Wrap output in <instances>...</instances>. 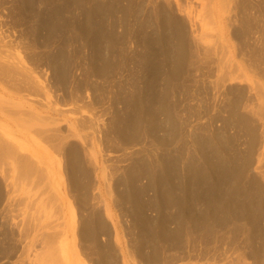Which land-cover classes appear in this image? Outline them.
<instances>
[{"label":"bare ground","instance_id":"obj_1","mask_svg":"<svg viewBox=\"0 0 264 264\" xmlns=\"http://www.w3.org/2000/svg\"><path fill=\"white\" fill-rule=\"evenodd\" d=\"M53 1L48 0L47 4ZM63 1L68 8L56 9L48 20L43 19L44 14L35 6L34 0H21L19 5L24 16L30 13L35 20L36 28L30 30L29 34L39 47L46 48L58 36L63 38L64 43L58 45L53 56L48 57L60 82L66 81L68 67L78 66L79 60L82 63L87 61L93 68V77L107 78L121 64L124 56L121 46L129 39L135 41L132 60L142 68V75L133 79V91H125L126 83L123 80H112L117 83L119 90L113 95L115 119L109 130L120 141L124 148L122 151L126 150L122 161L126 165H115L114 160L109 169V160H101L97 152L86 159L84 144L79 141L83 138L76 130L77 125L85 127V119L67 120L66 132L53 117H49L46 125L53 123L52 128L41 126L33 129L37 136L40 135V140L32 137L31 133L22 132L24 126L32 131L33 121L32 126H29L24 120L17 119L20 128L17 134L10 133V126L4 121L0 126V136H4L8 142L0 138V177L10 191L6 193L0 190V202L5 200L8 204L10 202L11 207L16 204L18 209V206L23 207L17 209L20 211L17 216L22 217L19 232L18 218L15 219L16 216L11 214L16 224L11 221L10 235H6V239L10 240L9 246L0 251L4 253V258L14 255L9 264H86L83 258L88 257L86 248L89 245L92 248L89 249L97 256L93 264H121L120 261L128 264L130 259L133 264H206L208 258L205 260L201 257L205 260L202 263L199 257L208 252H203L207 246L197 252L199 245L210 240L208 238L214 232L230 226L231 232L236 234L245 228L241 230L240 222H245L250 224L246 232L249 236V240L246 239L248 252L245 255L242 249V253L239 249L237 253L235 250V259L225 264H263L264 228L259 227V222L261 224L264 211L260 197L256 207H253V202L258 198L257 193L264 194V191L259 190L258 178L249 175V172L252 168L254 171L263 169L264 134L259 143L258 137L249 141L246 151L241 153L236 150L235 138L226 134L228 130L222 133L224 129L234 127L236 121L246 120V123L248 120L244 117L247 112L243 111H248L250 105L244 103L240 96L243 90L230 99L236 90L234 86L226 89L229 101L225 108L227 106L231 118L229 114L228 119L221 117L224 120L220 124L223 128L220 126L219 130L215 128L211 132L210 122L203 123L202 108L200 113H203V118L199 109L190 105L182 110L183 100L201 91L195 92L186 85L189 65H193L196 60L195 65L199 66L202 60L200 55L209 52L200 44L199 40L204 41V35L199 32L200 26L196 25L192 16L185 14L186 4L182 0H148L150 6L146 8L144 3L136 5L134 0H90V5L87 0ZM217 1L225 5V12H239L245 29L232 30V39L237 42V58L240 59L236 61L223 30L217 28L215 48L216 51L223 50L214 61L213 73L217 80L250 82V73L256 74L257 71L248 68L244 60L243 56L249 51L244 38L250 37V30L254 26L252 17L257 18L253 11L260 12L259 3L241 0L242 7L236 4L232 6L235 0ZM71 7L74 14L66 21L63 12L67 16ZM219 8L216 7L217 11ZM222 21L220 16L219 27ZM231 23L229 20V28ZM40 30L46 31L41 42L37 39ZM71 43L77 45L67 48ZM70 49L75 50L72 52ZM19 64L10 63L9 58H0V82L16 86L18 80L24 86L27 84L28 90L36 85V89L41 91L44 84L37 79L31 88L28 83L33 78L29 73L26 74L27 68ZM26 79L30 82L27 80L28 83H25ZM59 85L66 87L64 83ZM20 87L22 85L17 89L20 90ZM250 89H256L254 84H250ZM258 89L264 90V87L259 84ZM2 108L0 106V111ZM212 109L214 112L215 105ZM221 109L214 114L220 116ZM189 119L194 120L190 122ZM144 135L151 137V145L141 143ZM105 138L109 141L108 131ZM41 140L58 155H68L69 158H65L66 169H62V161ZM94 144L92 142L93 147ZM259 144L262 148L257 153ZM127 149L133 151L129 153ZM63 184L66 191L61 190ZM0 187L3 188V185ZM124 217L126 222L130 220L127 227ZM124 229L133 232L127 236L133 238L135 234L133 246H120ZM251 237H261L258 251L253 250L255 246ZM201 238L204 242H200ZM75 243H79V247ZM14 247L19 250L16 260ZM188 248L193 251H186ZM118 253L122 255L123 261ZM247 259L254 261L247 263ZM214 261L215 258L211 262Z\"/></svg>","mask_w":264,"mask_h":264},{"label":"rangeland","instance_id":"obj_2","mask_svg":"<svg viewBox=\"0 0 264 264\" xmlns=\"http://www.w3.org/2000/svg\"><path fill=\"white\" fill-rule=\"evenodd\" d=\"M47 1L48 0H34L36 4L35 6L44 14L43 19L45 20L46 18L48 20L51 13L54 12L56 9H59L62 7L64 8L66 5V3L63 0H54L52 4H49V5L47 4L48 3ZM186 1L187 2L185 3V1L182 0V2L186 4L187 13L185 14L192 16L193 17L192 19L196 21V25L200 26L199 32H201V35H204L203 37L204 41L199 40L200 44L205 49H208L209 52L205 54L204 56L202 54L200 55V58L202 60L200 61L199 66H197V64L195 65L196 60L193 61L194 62L193 65H189V71H188L189 80L187 81L186 85H188L189 89L195 92H197L198 90H201L200 91L201 93L200 92L195 93V94L193 93L194 95L189 96V98H187L186 100L182 99L183 103L185 101V103L182 104L183 105L182 110L185 107H187V105L188 106L190 105L189 107L192 106L195 109H199V113L202 112L203 110L204 115L203 113L202 114L200 113L201 117L202 115L204 116V118L202 117L203 123L207 124L209 121L210 122L209 124L212 125V128H210L211 132H213L214 131L213 129L215 128H216L215 130H219L221 127L223 128V125H220V124H223V121L229 118L228 114L230 115V118H231V114H230V111H228L227 106L225 108V104L229 101V97H227L228 95L226 96V89L230 86L236 87L235 93H233L234 95L231 94L230 99H232V96L234 97L235 95L240 94L243 90L240 96L241 98H243L244 103L246 102L250 105L248 111H243L244 113L247 112L245 113L246 116L244 115V117H246L245 119H248V120L246 123H244V121L246 120L244 121L239 120L238 123H236L237 122L236 121L234 124V127L231 126L228 129H224L222 133L228 130L227 131L228 133L226 134L230 135V137H233L236 140L235 142L236 150L241 153H244L247 149L246 147L249 141H251L253 138L258 137V143H259V141L262 140L261 135L264 134V127L262 128L264 124V90L258 89L259 84L264 87V0H252L253 3H259L260 12L253 11L254 15L257 16V18L252 17V22L254 23V26L250 30V34H249L250 37L246 36V38H244L246 39L248 46H249L248 53H246L243 56L244 60L247 61L248 68H251L252 70L254 69L257 71L256 74L250 73V78H251L250 82L241 81V80H234V81L233 80L232 81L217 80V77L213 73V69L215 70L214 61L216 62V57L220 56L222 54L221 51L223 50V49H219L216 51V48H215L217 44V42H215L216 34H218L217 28L218 30L219 29L223 30L224 36L227 38V44L231 47V50L233 51L236 57V61H240V59L237 58V42L236 40L232 39L233 29H237V30L245 29L244 24L242 23V19L240 18V15H239L240 13L239 12L233 13L232 11L231 13L225 12V5L223 3L219 4L217 0H209L207 2H203L202 0L201 1L186 0ZM20 2L21 0H0V58L6 59V60L9 58L10 63H13V64L20 63L22 64L21 66H23V68L25 66V68H27V70L25 71L26 74L29 73L33 78L32 80L30 78V80L32 81L31 83H28V81L30 82V80L28 79H26V81L28 80L27 82L25 81V83L30 84V87L33 84H36L34 81H36L37 79L39 83L41 81L42 85L43 84L44 85L40 91V89H36L37 88L36 85L32 86L34 89L31 87L32 90H28L29 86L27 84L24 86V83H21L18 80H17L16 86L12 85V83L0 82V106L3 107L0 111V126L4 124V121H6L5 123H7L10 126L9 127L10 133L13 132L17 134L18 131H20V128L17 126V124H19L16 122L17 119L24 120V122H27L29 124V126H32L31 121H33L34 126H32L31 128L32 131L31 130L29 131L24 126V128H22V132L31 133L30 135L32 137H35L40 140L41 138L40 135L37 136L36 131H33V129L40 128L41 126H44L45 128H52L54 125L53 123H51L52 125H46V122L50 120L49 117H53L61 128H63L64 130L66 129L65 130L66 132H68L67 131V126H68L67 120L74 121L77 118H79V120L85 119L84 120L85 127L81 128L77 125L76 130L79 132L80 136H82L83 138V139H80L79 141L82 144H84L86 159H87V156L93 157L94 153L97 152V155H99L98 157L101 158V160L106 159L107 161L108 160L110 161V159H113L112 161H110V163L108 161L107 166L111 164V162L113 163L114 160L115 162L113 164L116 163L115 165L125 166L126 163H123L122 161H123V154L126 152V150H124V152L122 151L124 148L122 149V145L120 141L116 139L114 132L112 130H109L110 129L109 127H111V123L115 119L114 112H113L114 111L113 107L115 106L113 103V95L114 93L115 94L117 93V90H119L117 83L115 82L113 83V81H116L118 79L123 80L126 83V86H124L125 91L130 93L134 89L133 79L142 75V68H140L139 66H136L132 60L133 53L135 51L134 48H136L135 41L129 39L127 40V43L125 45L121 46L122 48L121 51H123V55H124L122 57L123 59H121V64L119 67H116L111 73V75L105 79H102L101 77L99 78L93 77L94 76L92 72L93 68L87 64V61L82 63L81 60H79L80 64L78 63V66H74V65H72L71 67L69 66L68 71H67L68 74L67 72L65 73L67 79L65 82H63L66 85V87L64 88L59 85L60 83L61 84L63 83L60 82L56 74L53 72L52 66L49 64L50 61L48 59L49 55L53 56L56 53L58 45L60 44L62 45V43H64L63 38L58 36L53 42H50V44L46 48L39 47V45H37L34 38L29 34L30 30H35L36 28V26L34 25L35 20L32 17V15H30V13L24 16V14L20 11V8H19ZM134 2H136V5H140L144 3L146 8L150 6V4L148 3V0H134ZM87 3L88 5H90V0H87ZM235 4L243 7V3L241 0H235L234 4L232 3V6L233 5L235 6ZM217 6L220 7L218 11L216 9ZM240 6H238V8ZM69 12L70 13L67 16L63 12V16L66 19V21H69L71 19V15L74 14V9L71 7ZM143 13H146V12H143ZM220 16H222L223 21H222L221 26L219 27L218 24H219ZM230 16H231V19H230ZM229 20L232 22L230 24L231 28H229V24H228ZM131 22L134 23V20L132 19ZM40 32L41 34L37 37V39L38 41L41 42L42 36L45 35L46 31L40 30ZM69 35L72 36L73 34H69ZM217 40L219 41L218 43H220L219 38H217ZM76 45L77 44L71 43L67 45V48H71ZM72 50H75V49H72ZM77 56H79V54ZM47 59L48 61H46ZM251 83L254 84V86L256 87L255 90L250 89ZM20 85H22V87H20V90H18L17 88H19ZM23 87L25 88L23 89ZM244 93H245V97H244ZM214 105L216 109L213 112V109L212 110L210 109L212 107L214 108ZM205 106H208V107H205ZM4 108L6 111L4 110ZM201 108L202 110H200ZM220 108L222 109L225 108V109L224 110L221 109L220 116L215 115L214 113L216 111H219ZM206 109H208V111ZM223 112H225L227 115L225 114L226 115L225 116ZM211 114H213V116L211 117L212 119L210 118ZM221 117H223V119L225 117L227 118L223 120L221 119ZM204 119L207 121H205ZM216 119L218 120V122L220 121L221 122L218 123ZM193 120L194 119H189L190 122H193ZM148 121L149 119L147 118V122ZM212 121H214V123ZM242 122L243 124H241ZM211 123H213L214 125ZM242 126H245V128L243 129ZM255 128H257L258 131ZM107 131H108L109 141L108 139L105 138V133ZM1 136L0 138L3 141L5 140L6 142L7 139L4 136L3 137ZM149 138L151 137L148 135H144L141 143L143 142L142 144L146 143L147 145L149 144L151 145L150 143L151 140ZM92 142L95 143L94 147L92 146ZM48 146L53 151L54 155L57 158H59L60 161H62L61 164L62 165L64 164L63 166L61 165L62 169H66L65 161L66 159L69 158L68 155L66 157L62 156L63 153L58 155L50 145ZM261 146H262L261 144L257 146V151H258L257 153L260 152L262 148ZM81 149L83 152L82 147ZM133 150H135V148H133ZM133 150L127 149V152L130 153ZM59 156L61 158L63 157V159L61 160ZM112 166L113 165L111 164L110 166H108V168L110 167L109 169H111ZM262 168H263L261 169L262 172L261 170L254 171L255 169L252 168L250 171L251 173L249 172V175L252 174L251 176H255L256 179L258 178L260 183H262L260 184L258 182V186L260 185L259 190L260 191L262 190L263 192L264 191V177L262 176L264 175V163H263ZM0 179H1L0 186L3 185V188L0 187V190L2 189V192L9 193L8 191L10 190L9 188L8 189L6 188L5 182H3L2 177H0ZM64 179H67V177H64ZM64 188H65V185L63 184L61 190L64 191L65 190ZM261 194L263 195V197H261L262 196ZM257 196L258 198L255 201L253 200L254 201L253 207H256L255 206V204L257 203L256 201H258L260 197L259 201H262V206H263L262 212H263L264 211V204H263L264 194L261 192H258ZM4 201L5 200H3V202H0V205L1 204L3 205V206L1 205L2 208H0V212H1L0 214L5 215V212H7V214L6 216L0 215V235H1L0 236V251L2 249L6 250L9 246L10 240L6 239V235L7 236L10 235V228L12 226L11 221H14L16 224L15 219L18 218L19 220L17 219V225H20V226H21L20 222L22 221V217L17 216V215H20V211L18 210L22 206H18L19 207L18 209L17 204L14 205L16 210L18 209L17 211H15V208L10 206V202L8 204L7 201H6L7 203ZM6 204H8V208ZM3 207L4 208L6 207L7 210H4ZM9 208L11 209L9 210ZM12 208H14V210ZM2 209L5 211L4 213H2L3 211ZM8 210L10 211V214ZM254 210L256 211L257 209L254 208ZM12 211H15V212L13 213ZM11 214L12 215L14 214L16 216L15 219L13 218L14 216H12ZM151 214L153 215V213ZM8 216L10 217L8 218ZM123 220L125 223V227L129 226L128 222L130 220L129 221L127 220L126 222L125 217L123 218ZM240 223L241 225H239V227L242 226L241 230L245 227L242 231L239 232L238 230V232L234 234L231 232L232 226H230L227 229L225 228L224 230H221V231L216 229L218 230L216 231L217 233L214 232L213 235H211L210 238H208L210 240H208L207 242L205 241V243H201L199 245L200 247L197 248L196 250L197 252L203 251L202 249L205 246L207 247L204 248L203 252H206V251L209 252L211 250V252L209 253L207 252L209 255L207 253L206 254L204 253L206 257L204 255L199 257L200 260H202V263H205L204 261L207 258L208 260H206V264H217L220 262V260L221 262L219 264H223V263L225 264L226 261L227 263L228 261L230 263L236 257V254L233 255L234 251L236 250L235 252L237 253L239 252L237 251L238 249L240 250V253L243 252V254L245 255L247 254L248 252L247 244L248 243H246V241L249 240V236L248 234H246V232L250 229V224H247V223L245 224V222H240ZM245 225H247V227ZM20 226H17V232H19L20 228H22V226L21 227ZM259 227L261 229L264 228V215L261 218V224L259 222ZM124 230L125 231L122 232V235L120 236L121 237L120 246L121 244L131 245L132 242H134L133 240L135 239L134 238L135 234L133 238L130 235L129 237L127 236V234L128 233L131 234L132 230L131 231L128 229H124ZM233 236L235 237V239H233L234 238ZM128 238L129 240L131 239L130 240L131 242L128 240ZM259 238L261 237L252 238L253 246H255V249L253 250L255 251H258L261 247V239ZM202 240L203 239L201 238L200 242H204ZM78 245L79 243L76 244V247ZM85 245H87V243ZM208 245L211 247L209 248ZM17 247L19 248L20 246H18L17 244ZM15 248L16 247H14V250L16 252L13 254H16L14 257V259L16 260V257L19 256L18 254L21 248H19V250L18 248L17 249ZM89 248H91V246L88 245L86 248L87 250L86 255L88 257H84L83 259L86 261V264L87 263L93 264L92 261H94V259L97 258V256L96 254H93L94 252L91 250L92 248L91 249ZM189 248L186 251H188ZM231 250L233 253L231 252ZM189 251H193V250L190 249ZM1 253L3 252H0V254ZM78 253L80 254V251ZM230 253H232V256H231L232 259L229 257L231 255ZM118 254H119L118 256H120L119 258H121L120 260L123 261L122 255L120 253ZM2 255H0L1 257L0 260L1 259H5V260H1L0 264H7V263L9 264L10 258L14 256L10 254L11 255L10 257L4 258L5 257L4 253ZM91 256H93L94 258ZM201 257L205 260L203 261ZM217 257L219 258L218 260H217ZM227 257L230 259H226ZM88 258H89V261H88ZM214 258H215V261L211 262L214 260ZM251 260L252 261H248L247 259L246 262L251 263L254 261L253 259ZM131 262L132 260L130 259V262L128 261L127 263L131 264ZM120 263L122 264L123 262L120 261ZM15 264H20V263H15ZM263 264H264V259H263Z\"/></svg>","mask_w":264,"mask_h":264}]
</instances>
